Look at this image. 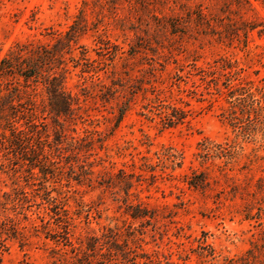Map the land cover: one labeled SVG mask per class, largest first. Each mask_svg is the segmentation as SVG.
I'll return each instance as SVG.
<instances>
[{
    "label": "rangeland",
    "instance_id": "1",
    "mask_svg": "<svg viewBox=\"0 0 264 264\" xmlns=\"http://www.w3.org/2000/svg\"><path fill=\"white\" fill-rule=\"evenodd\" d=\"M83 19L61 143L36 95L46 175L0 143V264H75L91 245L99 263L110 237L140 264H240L264 239V0H0V58Z\"/></svg>",
    "mask_w": 264,
    "mask_h": 264
},
{
    "label": "trees",
    "instance_id": "2",
    "mask_svg": "<svg viewBox=\"0 0 264 264\" xmlns=\"http://www.w3.org/2000/svg\"><path fill=\"white\" fill-rule=\"evenodd\" d=\"M198 15L205 17L201 10H198ZM167 19L174 21L170 24L169 20L165 22L173 30L180 26L179 17ZM85 28L84 19L80 22L74 20L66 31L55 36L53 44L17 43L0 58V143L7 145L10 152L15 154L17 164L23 166L27 162L29 170L37 168L44 176L46 168L54 161H51L45 153L46 147L38 141L40 137L36 131L35 120L38 112L41 115L45 112V106L42 108L43 111L39 110L36 95L41 92L46 97L47 115L56 126L62 129L57 139L61 143L67 139V134L63 131V123L74 119L75 111L79 108L77 96H73L65 88L69 74L65 56L73 52ZM82 56L81 60L87 62L88 59L84 53ZM70 59L74 62L72 67L75 68L78 61L73 57ZM172 118L168 119V124L174 123L173 120L179 121L183 117L175 114ZM55 148L58 149V147ZM29 157H31L30 160ZM88 175H93L91 169L88 170ZM125 195L127 197L128 193L125 192ZM126 207L131 208L128 213L130 217H150L149 212L140 205L126 204ZM65 239L68 238L65 237ZM96 246H89L91 255L83 251L75 264H140L141 254L131 249L126 242L118 243L114 237H110L97 248L100 257L97 263L94 258L97 255ZM103 248L105 252H101ZM239 262L240 264H264V239L261 244L252 245Z\"/></svg>",
    "mask_w": 264,
    "mask_h": 264
}]
</instances>
